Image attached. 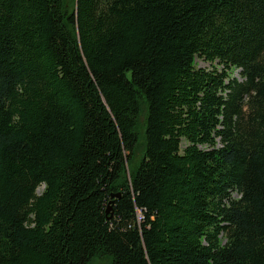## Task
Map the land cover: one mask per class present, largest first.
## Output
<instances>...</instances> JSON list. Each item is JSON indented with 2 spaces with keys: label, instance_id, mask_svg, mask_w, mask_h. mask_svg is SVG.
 Listing matches in <instances>:
<instances>
[{
  "label": "trees",
  "instance_id": "1",
  "mask_svg": "<svg viewBox=\"0 0 264 264\" xmlns=\"http://www.w3.org/2000/svg\"><path fill=\"white\" fill-rule=\"evenodd\" d=\"M98 257L264 264V0H0V264Z\"/></svg>",
  "mask_w": 264,
  "mask_h": 264
},
{
  "label": "rangeland",
  "instance_id": "2",
  "mask_svg": "<svg viewBox=\"0 0 264 264\" xmlns=\"http://www.w3.org/2000/svg\"><path fill=\"white\" fill-rule=\"evenodd\" d=\"M197 64H198L199 67L212 68L214 65H218L219 68H222V66H220L218 61H216L215 63H211V62L203 60L201 58H197ZM233 75L234 76H238L239 78H242L241 75H240V70L239 69H235L233 71ZM186 145H187V142L184 140L183 141V146H186ZM43 189H44V186H41L39 188V191L41 192ZM109 262H111L109 258L98 257V258L94 259L92 264H109Z\"/></svg>",
  "mask_w": 264,
  "mask_h": 264
},
{
  "label": "water",
  "instance_id": "3",
  "mask_svg": "<svg viewBox=\"0 0 264 264\" xmlns=\"http://www.w3.org/2000/svg\"><path fill=\"white\" fill-rule=\"evenodd\" d=\"M110 209V208H109Z\"/></svg>",
  "mask_w": 264,
  "mask_h": 264
}]
</instances>
